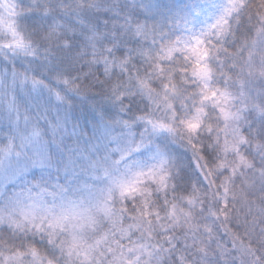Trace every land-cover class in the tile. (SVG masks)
Returning <instances> with one entry per match:
<instances>
[{"label": "snow or ice", "instance_id": "1", "mask_svg": "<svg viewBox=\"0 0 264 264\" xmlns=\"http://www.w3.org/2000/svg\"><path fill=\"white\" fill-rule=\"evenodd\" d=\"M0 264H264V0H0Z\"/></svg>", "mask_w": 264, "mask_h": 264}]
</instances>
